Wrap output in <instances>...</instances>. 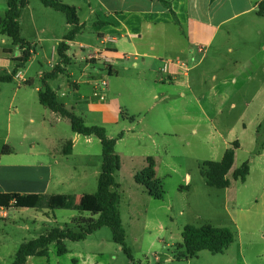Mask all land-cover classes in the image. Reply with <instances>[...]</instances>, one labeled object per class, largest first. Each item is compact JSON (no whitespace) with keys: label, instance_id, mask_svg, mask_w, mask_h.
<instances>
[{"label":"rangeland","instance_id":"374dc122","mask_svg":"<svg viewBox=\"0 0 264 264\" xmlns=\"http://www.w3.org/2000/svg\"><path fill=\"white\" fill-rule=\"evenodd\" d=\"M6 1L0 0V16L6 11ZM27 1L28 4L22 9L19 19L23 38L32 44H38V40L41 42L35 48L37 56L33 54L18 70L19 74L17 73L9 82H0V189L12 183L30 182L29 179L33 177H36L35 187L39 188L47 177L44 171L35 173L26 167L28 141H23L21 145L18 143L22 134L28 138L33 134L37 136L42 134L34 128L29 119L40 117V111H35L34 104L40 108L39 110H44L34 103L37 100L36 88H42V75L51 72L59 61L56 48L65 33L63 26L66 18L64 14L52 8H45L40 0ZM44 12L53 17L56 24L53 30L41 35L40 39L29 24V16L32 14L34 18L40 19ZM244 46L246 51L252 52L247 48L256 50L257 43L248 42ZM74 50L75 48H72L70 54H73ZM21 53L22 50L13 45L10 38L0 35V77L11 75L17 64L16 59ZM85 57L87 53L84 52L82 58ZM85 65L86 62L81 61L79 55L72 59L70 70L75 78L80 76L79 73ZM88 66L85 75L95 72V69L104 72L102 65ZM113 66L119 80L128 79L129 83L133 82L130 87L139 91L143 88L137 79L133 80L137 71H133L130 64L115 60ZM112 76L114 77V73ZM51 86L58 94L60 102L68 101L66 92H69L70 87L65 74L58 75V79L53 81ZM225 89L230 92L237 90L231 86ZM241 91L245 92L248 100L256 95L258 87L256 83L251 82ZM64 95L66 97H63ZM140 95L141 100L146 101V94ZM105 99L111 100V94L106 95ZM121 99L132 102L128 91L122 93ZM197 101L191 98L188 101L178 99L164 103L150 102V105L156 104V108L146 116L147 122L153 120L146 131L139 129L129 131L128 120L122 121L121 118L118 119V126L110 123L103 127L100 124L101 117L85 114L83 122L85 125L103 127L107 136L116 140L114 151L121 159L122 169L114 173L116 186L111 190L117 192L120 197V222L125 230V245L130 250L131 258L113 242L110 229L102 227L82 241L64 240L67 249L64 255L58 256L55 245L49 244L47 256L30 257L25 264H264V127L257 133L259 135L257 142L255 129L252 127L255 117H259L260 122L264 123V106L260 108L253 104L245 106L243 133L242 126L237 127L241 105L235 104V108L231 109L229 103L211 104ZM167 106L179 109L178 122L174 120L176 116L172 118L170 114L166 113L168 115L166 116L162 112V110L167 112ZM67 109L72 110L69 106ZM202 110L215 118L213 125H219L221 135L213 133L208 135L207 130L205 136L191 134V125L195 121H200L199 123L204 125ZM217 111H220L221 115H216ZM75 114L79 115L76 112ZM168 117L171 118L172 124ZM64 122L59 130L61 135L71 130L69 121ZM172 125L176 128L174 132H171ZM154 129L157 132H152ZM203 129L201 128V131ZM120 133L122 139L118 137ZM236 135L238 137L240 135L241 144L236 151L233 167L227 175L229 187L219 189L207 186L200 175L203 163L220 160L227 142L233 137V140H236ZM95 142L90 150L92 166L96 164L100 168L101 148L96 140ZM5 147L9 149V153L3 152ZM37 149L44 150L42 146ZM146 156H153L158 161L156 179L163 191L160 200L151 198L146 189L136 184L133 179V175L142 169L141 161L145 160ZM243 162H247L250 168L244 183L233 180L231 176L233 170ZM71 189L59 188L56 191L72 193ZM86 189L96 191L97 179L88 180ZM42 210H48V219L42 217ZM5 211L7 216L1 217L0 210V264H11L21 243L33 240L46 230L50 231L57 227L78 232L83 228L79 216L83 218L91 216L86 212L64 209L13 208ZM204 224L229 229L234 236L233 243L222 254L201 251L195 257L177 259L178 249L175 247L182 243L183 228L187 225L199 227Z\"/></svg>","mask_w":264,"mask_h":264},{"label":"crops","instance_id":"0c3cea01","mask_svg":"<svg viewBox=\"0 0 264 264\" xmlns=\"http://www.w3.org/2000/svg\"><path fill=\"white\" fill-rule=\"evenodd\" d=\"M60 1L76 9L78 25L81 27L74 39L68 43L69 62L64 66V74L68 78L70 88L69 92H66L68 96H63L68 101L61 103L66 108L69 106L74 113H79L77 116L84 122L87 114L90 116L94 114L101 117L100 124L103 127L110 123L118 126V119L121 118L122 121L128 120L129 131L134 132L136 129L146 131L153 121L147 122L146 116L156 108V104L150 105V102L164 103L178 99L188 101L192 98L197 99V102L211 104L229 103L231 109L235 108V104L241 105L242 110L237 120V127L242 126L241 132L244 133L245 106L248 104L258 108L264 106V15L257 13L258 5L264 0ZM164 3H167L170 9ZM44 13L40 19L34 18L32 14L29 16V24L40 39L41 35L53 30L56 24L53 17ZM19 25L23 38L20 20ZM70 28V25L65 22L64 35ZM23 39L26 41L25 38ZM37 42L40 44L41 40ZM248 42L257 43L258 48L257 46L256 50L247 48L252 52L246 51L244 45ZM26 43L30 44L31 57L33 54L37 56L35 48L38 44H32L29 41ZM72 48L75 50L73 54H70ZM84 52L87 53V57L82 58ZM78 55L81 61L86 62V65L80 71V76L75 78L70 65L72 59ZM58 60L57 64L60 63L59 57ZM115 60L128 63L133 67V71H137L133 80L137 79L136 81L143 86L140 91L130 87L133 82L129 83L128 79L119 80L113 66ZM89 64L102 65L104 72L101 69H95V72L85 75V69L89 67ZM249 73L251 75L248 76ZM57 79L58 77L49 80L48 85L59 101L58 94L51 86V83ZM251 82L256 83L258 92L247 100L245 92L241 90ZM230 86L237 90L227 91L225 88ZM219 87L221 88L217 89ZM39 90L40 88H36L37 100L34 103L44 110H39L40 108L34 104L35 111H40V117L30 118L29 122L42 134L40 136L33 134L30 138L22 134L18 144L28 141L26 167L35 173L44 171L47 176L46 181L38 188L35 187L36 177H33L29 179L30 182L7 185L0 189V193L73 194L79 202L83 195L96 192L86 191V185L88 180H98L99 172H101V166L100 168L96 164L92 166L90 151L92 145L96 144L95 140L99 145L100 141L94 136H82L73 133L72 130L61 135L59 131L61 124L69 120L41 106L38 101ZM124 91L129 92L132 102L121 99ZM141 93L146 94V101L141 100ZM105 94L107 96L111 94L112 99L107 101ZM166 108L167 112L163 110L162 112L166 116L169 114L171 117L176 116L174 120L178 122L179 109L172 106ZM201 113L204 125L199 123L200 121H195L191 125V134L205 136L207 130L208 135L210 133L221 135L218 130L219 125H213L215 118L208 116L204 110ZM219 114L220 111H217L216 115ZM185 116L189 118L188 115ZM258 118H253L252 123L256 142L259 138L257 133L264 127L262 125L264 123H261ZM170 119L169 122H171ZM201 128L204 129L201 131ZM175 129L172 125L171 132ZM152 132L157 131L154 129ZM107 137L111 139L109 135ZM239 137L236 135V140H233V137L232 142H227L229 147L235 141L239 144V147L234 150V157L240 148ZM68 143H71V151L64 155L62 150ZM227 144L226 149L229 148ZM40 146L44 148L43 151H38L37 148ZM146 158L141 161V170L146 166ZM151 158L155 162L154 174L157 177L158 161L153 156ZM119 160L120 169H122L120 157ZM59 188L67 190L72 188L73 192L56 191ZM0 210L1 217H6L5 209ZM47 211L41 212L45 220L49 218ZM79 217L83 218V216Z\"/></svg>","mask_w":264,"mask_h":264},{"label":"trees","instance_id":"16d2710c","mask_svg":"<svg viewBox=\"0 0 264 264\" xmlns=\"http://www.w3.org/2000/svg\"><path fill=\"white\" fill-rule=\"evenodd\" d=\"M47 8L65 15L66 22L70 25V30L63 36L56 48V53L60 58V63L55 65L51 72H47L41 77L42 88L38 91V101L41 106L66 118L70 122L73 133L82 136H94L101 145V172L97 180V190L94 194H85L77 202L74 195H43V194H19L0 193V209H64L76 210L89 213V218H81V226L78 232L67 228H54L39 237L23 242L17 249L14 261L11 264H25L28 257L47 256L49 244H54L58 256L67 253L63 243L64 240L82 241L94 231L108 227L112 234V240L121 250L131 258L130 250L125 245V230L120 222L119 200L117 192L112 191L115 185L114 173L120 169L119 157L115 154V139H110L106 131L100 126H87L83 119L77 116L72 110H68L64 104L58 101L56 94L48 85V81L55 79L60 74H64V66L68 64L67 51L68 43L72 41L81 27L76 14V9L62 3L60 0H40ZM28 4L27 0H7L6 11L0 16V35H5L12 41L13 45L22 50L21 55L16 59L17 64L9 76L0 77V82H9L18 73V70L28 62L31 57L30 44L21 37L19 18L23 8ZM170 9L167 3H164ZM258 15H264V2L258 5ZM173 14V12H172ZM122 137V133L118 135ZM239 147L238 142H233L231 146L224 150L222 157L217 161L204 162L201 168V176L207 186L219 189H226L230 182L227 179L229 171L234 161V150ZM71 143L64 146L63 153L69 154ZM4 153H9L7 147ZM155 162L153 158H146V166L133 177L134 182L143 186L147 194L154 199L160 200L163 191L160 183L155 177ZM250 173L247 162H243L233 171L232 179L245 182ZM95 216L96 218H94ZM182 243L175 247L178 249L177 259H189L195 257L201 251H208L212 254H222L234 241L233 233L227 228H218L208 224L199 227L187 225L181 233Z\"/></svg>","mask_w":264,"mask_h":264},{"label":"built area","instance_id":"2783aa9c","mask_svg":"<svg viewBox=\"0 0 264 264\" xmlns=\"http://www.w3.org/2000/svg\"><path fill=\"white\" fill-rule=\"evenodd\" d=\"M102 85H103V86H105V83H104V82H102Z\"/></svg>","mask_w":264,"mask_h":264}]
</instances>
